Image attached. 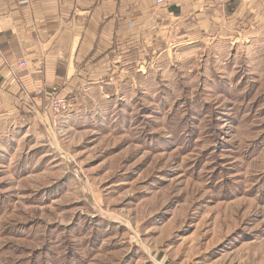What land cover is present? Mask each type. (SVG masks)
I'll return each instance as SVG.
<instances>
[{"label": "rangeland", "instance_id": "obj_1", "mask_svg": "<svg viewBox=\"0 0 264 264\" xmlns=\"http://www.w3.org/2000/svg\"><path fill=\"white\" fill-rule=\"evenodd\" d=\"M251 13L153 5L65 89L22 80L37 107L0 106V264H264V28ZM56 91L71 103L61 116Z\"/></svg>", "mask_w": 264, "mask_h": 264}, {"label": "crops", "instance_id": "obj_2", "mask_svg": "<svg viewBox=\"0 0 264 264\" xmlns=\"http://www.w3.org/2000/svg\"><path fill=\"white\" fill-rule=\"evenodd\" d=\"M173 4L192 5L194 15L205 20L256 12L264 28V0H172L169 6ZM153 5V0H0L1 108H9L10 101L29 107L22 80L63 89L80 67L105 63L111 48L114 54L116 47L121 52L123 33L136 17H147ZM21 59L28 61L26 69L18 67ZM35 101L45 108H36L35 115L46 124V103L42 97Z\"/></svg>", "mask_w": 264, "mask_h": 264}, {"label": "built area", "instance_id": "obj_3", "mask_svg": "<svg viewBox=\"0 0 264 264\" xmlns=\"http://www.w3.org/2000/svg\"><path fill=\"white\" fill-rule=\"evenodd\" d=\"M153 2H154V6L163 7V6H169L172 0H153ZM17 65L21 69H26L28 67V61H26L25 59H21L17 62ZM37 92L41 93L42 90L39 89ZM59 94L60 92L58 91L54 92L50 102L51 103L55 102L56 104L55 110L58 112V116H61L63 111H65V109L67 110L71 106V103L68 101L67 97H62ZM28 106L30 108H34V104L28 103Z\"/></svg>", "mask_w": 264, "mask_h": 264}]
</instances>
